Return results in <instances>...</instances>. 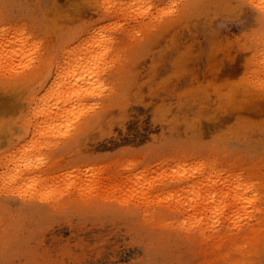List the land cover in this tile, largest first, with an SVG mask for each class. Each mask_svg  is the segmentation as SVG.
Segmentation results:
<instances>
[{
    "label": "rangeland",
    "instance_id": "rangeland-1",
    "mask_svg": "<svg viewBox=\"0 0 264 264\" xmlns=\"http://www.w3.org/2000/svg\"><path fill=\"white\" fill-rule=\"evenodd\" d=\"M25 1L35 10V0ZM84 1L85 18L69 21L75 0H56V23L44 33L18 8L11 13L15 0H0V67H40L29 83H0V190L8 187L0 191V264H190L196 237L204 230L215 240L220 228L237 244L222 264H264V109L255 117L236 114L201 139L182 134L184 117L211 115L206 107L216 106L215 94H227L229 106L264 97V0ZM57 62L59 74L44 84ZM228 66L236 67L233 76ZM77 71L92 90L79 93L72 120L59 126L72 131L94 121L78 136L22 142L21 121H43L31 95L43 97L56 77ZM9 94L16 105L4 112ZM183 142L203 147L177 159ZM91 176L100 186L121 187L103 183L98 187L116 192L92 191ZM207 251L204 244L196 254Z\"/></svg>",
    "mask_w": 264,
    "mask_h": 264
},
{
    "label": "bare ground",
    "instance_id": "bare-ground-1",
    "mask_svg": "<svg viewBox=\"0 0 264 264\" xmlns=\"http://www.w3.org/2000/svg\"><path fill=\"white\" fill-rule=\"evenodd\" d=\"M85 2L86 1H84V0H75V2H74L75 9L72 12L70 11L71 12L70 15L67 16V18H70V19H68L69 21H72V20H75V19H78L79 20L82 17L85 18L86 12H88L90 10V8L87 7L88 4L85 3ZM92 2L94 3V5L98 6L96 4V1L95 0H92ZM55 5H56V0H35V10L34 9H31L29 11L30 7H29L27 1H25V0H15L14 3L8 4L7 7L10 8L11 13L12 12H15L17 10V8H18V11L15 12V13H17L18 16L22 20H25V21L29 22V25H31L34 29H36L35 26H38L40 29H42V31L44 33H46L47 32L46 26H47L48 22L51 25H55V23H56V7H55ZM263 9H264V6H263ZM99 12H100V10H99ZM108 15H109V13L105 14V17H107ZM42 16H44V17H42ZM88 17H90V16H88ZM3 40H4V38L0 35V48L3 45V43H5V42H3ZM6 44L9 45L10 42L8 41V42H6ZM9 47H11V46H9ZM203 51H204V49H203ZM3 57H4V55L0 52V60ZM235 63H238V62H235ZM85 66H88V64H86ZM233 67H231V68H233ZM236 67H238L241 70L240 66H236ZM236 67L233 68L234 70H231V68L228 66V69H230L229 72H231V71L234 72L235 69H236ZM60 69H61V66L59 65V63L58 62H57V64L55 63L54 66H53V68L49 69L50 71L48 72V74H47V76H46V78L44 80V84L46 83L47 80H50V76H52L53 74H56V73L59 74V70ZM223 70H226V69L224 68ZM39 72H40V67H35V66L32 69L30 67H19V69H15V68H5V69H3V67H0V83L1 84H4V85H11V86H18L19 87V86H21L23 84L29 83L31 81V79H33L35 77V75L38 74ZM252 73H253V70H252ZM228 74H230V73H227V75ZM232 74L233 73L231 72V75ZM219 75H220V73L218 74V76ZM214 77H217L216 71H215ZM249 77H251V75ZM220 78H227V76H224V74H223V76H220L218 79H220ZM89 82H90V80L87 82V76L83 75L82 72L77 71L75 74L74 73H71L68 76H66L65 78L64 77L62 78V76H59L58 78L56 77L53 80V82H52V84H51V86L49 88L50 89L49 92L47 94L43 95V97L38 98V95H39L38 92L35 93V94H32L31 97H30V99H29L30 100V107H32V110H35V111L37 110L40 113V116H42V120L43 121L42 122H39L38 121L39 117H35L34 119L27 118V120L24 119L23 122L21 121L20 128H21V131L23 132V137L21 139L22 142L27 141L28 137H30V136H31V138H29V139L30 140L32 139V141H34L33 143L31 142V144H34V143L36 144L37 141L42 142V140L40 141V139H44V142H46V140H45L46 138L47 139H49L51 137H57V138H60V137H68V138H70L72 136H78V135H80L84 131V129L86 128V126H88L90 123H92L94 121V119H95L94 116H92L91 118L88 117V118L84 119L82 122L76 124V127L74 129H72V131L71 130L63 131V129H61L59 125L61 124L60 123L61 120H63V121H67L68 119L69 120H72V117L75 115V113H74L75 112V109H76L75 105L81 99L79 97V95H80L79 93L82 94V93H85L87 90L89 92H90V90H92V85L89 84ZM54 90H56L54 98L51 101H47L46 100L47 99V95L50 94L51 92H53ZM74 90H75V93H74ZM145 90L146 89H144V91ZM112 93H113V90L110 91V94H109L108 98L106 99L107 102H108V99H110ZM73 95L77 96V98H74ZM204 95L205 96L201 97L200 99H201L202 102H205L206 103V99L208 98V96H207L206 93H204ZM14 97H16L15 94H13V95L12 94H9V95H6V96L2 97L3 105H5V103L7 104L3 108V111L4 112L6 110H9L10 111V110H13L14 109V107L16 105L15 104V100L16 99ZM213 97H216V101H218L217 104H216V106H212V105L208 106L207 105L208 106V109L206 107V111H208L211 115H208L206 117L202 116V118L199 117L198 115H196L195 117H190V116L184 117V119H183L184 130H183V133L182 134H191V136H194V138L201 139L202 133L205 134V133H208V132L212 131L213 130L212 129V126H214V125H215V127H218V126H221L222 127V126H224L223 123L226 122V121H228L230 118H232L236 114H239V113L244 112L247 115H250V117H253V116L255 117L256 116L255 114H259L262 111V109H264V97L261 98V97L255 95V94H253L250 98H242L240 100V103H238L235 106H229V101L231 99L228 98V95L227 94H221V93H219V94H215V96H213ZM232 105H234V104H232ZM149 106H151V105H149ZM61 108H63V111H61ZM54 110H56V113H55L54 116H52L51 113H53ZM39 113H37V114H39ZM37 114H35V115H37ZM35 115H33V116H35ZM49 116H52V117H49ZM41 124L42 125L48 124V126H47V128L42 129L43 127L42 128L40 127ZM131 126H133V125H131ZM36 130H38L39 134H35L36 133ZM167 139H169V137H167L166 140ZM56 141H53L50 144H53ZM47 142L49 143V141H47ZM167 143L168 144L174 143V141L171 140V141H168ZM28 144L25 143V145H23V146L26 147V145H28ZM54 145H56V143ZM188 146H192V147L195 146V147L192 148V149H189ZM16 147L18 148V146H16ZM20 147H22V145ZM202 147H203V145H201V144H196L195 145V144H189V142H183L182 148H181L183 150V155L180 154V153H178V155L175 156V157L177 159L185 160V158H187V157H184V156H188L186 154L190 153L192 150L202 149ZM200 152H201V150H198V151H195L194 154H199ZM5 159H7V158H5ZM4 160H1V161H4ZM25 160L26 159H24V163L26 162ZM28 163H29V166H27V167H28V171H30L35 166H33L32 169H30L29 167L31 166V164H30L31 162H28ZM28 163H25V164L28 165ZM25 164L22 163V165H24V166H25ZM109 164L110 163H108V165ZM254 164L255 163H253V166H254ZM27 167H24V169H26ZM146 167L148 168V166H146ZM146 167H144L145 170L147 169ZM104 169H105V167H104ZM34 170H35V168L32 171H34ZM100 171H101V168L97 172L100 173ZM141 172H143V171H141ZM22 173L23 172L21 171L20 177H24ZM30 173H31V171H30ZM99 173H98V175H99ZM105 173L107 175L110 174V173L108 174L106 171H105ZM116 173H117V171H116ZM129 173H131V171ZM24 175H26V172H25ZM98 175H97V177L96 176L95 177L98 178ZM104 175H102V176L104 177ZM121 175H119V176H121ZM110 176H111V174H110ZM114 176H116V174H114ZM20 177H19V179H23V178H20ZM91 177H92V179L89 178V180H88L89 182L88 183H90V185H92L91 187H94L95 189L94 188L92 189L90 187V185H89V189L91 188L92 191H94V190L97 191V188H99L98 186H100V183H96L97 182V179L93 178V176H91ZM106 177L108 179V176L105 175V179H106ZM132 177H134V176H132V175L128 176V180H131ZM111 178L113 179L114 177L111 176ZM111 178L109 177L108 181ZM0 179L2 180L1 174H0ZM19 179H14L10 183V186L12 187V185L13 186L16 185V183L18 182ZM93 179L96 182H94ZM99 179L101 180V178H98V180ZM105 179H103L101 181L99 180V182L105 181ZM125 179H122L121 178V180L124 181V183L122 182L123 185H125ZM259 179H261V178H259ZM121 180H119L120 183H121ZM2 181H4V179ZM42 181L44 182V180H41L40 179V182H42ZM103 183H106V182H103ZM103 183H102V185H103ZM112 183L113 182H111V184ZM106 184L107 185H110V183L109 184L106 183ZM106 184H104L103 188H99L100 189V192L101 191L103 192L104 189L107 190L106 189V186H107ZM113 184L114 185H110V186H113V188L114 187H116V188H118V187L120 188L121 187V185L120 186L118 185L119 182H118V184L117 183H113ZM116 185H118V186H116ZM123 185H122V189L126 186V185L125 186H123ZM110 186H109V188H111L113 190V188L110 187ZM7 188L8 187H6V188L4 187L3 188V189H5L4 190L5 192H7L6 191ZM76 189L79 190L78 188H76ZM91 190H89V191L91 193H93ZM0 191H2V190H0ZM4 191H2V192L4 193ZM29 191H31V194L32 195L33 194H38V192L35 191V190H29ZM29 191H27V192H29ZM80 191L83 192V190H81V189H80ZM109 191L112 194H113V192H116V190L115 191L113 190V192L111 190H109ZM109 191L107 190V191H104V192L107 193ZM79 192H78V194H79ZM13 193L15 194L17 192L15 191ZM91 193H89V195ZM17 194H19V193H17ZM23 194L24 193H22V195ZM81 194H82V197H83V196H85L86 193L84 192V193H81ZM112 194H111V196H112ZM103 195L106 196L104 193H103ZM103 195H101V196H103ZM108 195L106 197H108ZM38 196H41V195L38 194ZM113 196H115V195H113ZM69 197H72V196H69ZM74 197L75 196L73 195V198ZM103 198H105V197H103ZM44 200H46V199L44 198ZM39 204H41V203H39ZM70 204H72V203H70ZM261 216H263V215H261ZM251 225H253V224H251ZM251 225H250V228H252ZM258 225L256 224V226L260 228V226H258ZM256 226L253 225V227H256ZM261 226H264V224H262ZM262 228H264V227H262ZM253 229H257V228H252V230L251 229L250 230L251 231H254ZM256 231L257 230H255V234H256ZM240 232L241 233H244L243 235H246L245 233H248V232H246L245 229H241ZM258 233L256 234L257 237L255 236L256 238H260V237H258V235L262 234V233H260V234H258ZM206 234L207 233L203 230V231H201L200 239H197V237H196V240H198V242H197L198 245H192L191 244V240H190L191 237L188 238L190 240V244H191L190 247H192V252H193V255L190 257V260H192V262L190 264H197L199 262H201L202 264H222V260L224 259L225 256H226V258H229V256L232 255L231 252H232V250L234 251V249H232V248L233 247L234 248H237L236 247L237 244L235 242H233V243L236 244V245H232L233 244L232 243V240L233 239H229L228 238V236L229 237H232V236L228 235L227 232L224 229H222V228H220V229L217 230V234H216L215 240L212 239L213 236L211 234H209L210 238L207 237ZM238 234H240V233H238ZM255 234H253V235H255ZM243 235H241L242 237L240 239L243 238ZM251 235H252V233L249 236H251ZM239 237H240V235H239ZM239 237H237V239ZM247 238L248 237L244 236V239H242V241L240 239H238V240H240L241 242L240 241L239 242L242 243L243 241L246 242L247 241ZM250 239H251V243H252V241H253L252 240V237L249 238L248 240H250ZM254 242L256 243V241H254ZM240 243H239V245H241ZM204 244H205L206 249H208L209 251H207L206 254H203V252H201L200 256H198V254H196V250H198V253H199L200 248H202ZM242 246H245V244L243 243ZM246 246L244 247L245 250H247L246 248H248V246L247 247ZM212 249H214V251H212ZM243 249H241V250H243ZM241 250L238 249L237 251H240L241 252ZM192 252H191V254H192ZM242 252L244 253L245 251L243 250ZM243 253L240 254V256L238 255L239 258H241V255L243 256ZM246 254H248V253H246ZM244 255H245V253H244ZM234 257L236 258L237 256H234ZM235 258H233V259H235ZM236 259H238V257ZM244 259L245 258L242 257L243 263H244ZM247 259H248V257H247ZM238 260H239L238 261V263H239L241 259H238ZM229 263L230 262H225L224 264H229ZM240 264H241V262H240Z\"/></svg>",
    "mask_w": 264,
    "mask_h": 264
}]
</instances>
